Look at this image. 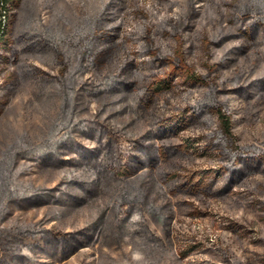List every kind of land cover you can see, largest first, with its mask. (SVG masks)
I'll return each instance as SVG.
<instances>
[{
  "label": "rangeland",
  "instance_id": "obj_1",
  "mask_svg": "<svg viewBox=\"0 0 264 264\" xmlns=\"http://www.w3.org/2000/svg\"><path fill=\"white\" fill-rule=\"evenodd\" d=\"M12 5L0 49V264H264V0ZM177 37L205 85L182 72L152 97ZM218 107L243 158L209 113ZM185 109L180 130L159 128ZM161 146L168 156L155 162ZM96 181L87 199L81 185Z\"/></svg>",
  "mask_w": 264,
  "mask_h": 264
},
{
  "label": "trees",
  "instance_id": "obj_2",
  "mask_svg": "<svg viewBox=\"0 0 264 264\" xmlns=\"http://www.w3.org/2000/svg\"><path fill=\"white\" fill-rule=\"evenodd\" d=\"M13 4V0H0V49L3 46H8L9 43L7 42V37H6V29H7V20H8V15H9V11L12 9V5ZM177 41V48L175 51V57L174 58H168L166 59L167 61V66H168V71L165 73V75L163 77H158V78H154L152 79L149 84L147 85V90L150 93V95L152 97H156L160 94L163 93H167L170 92L173 88H174V78L176 76H178L179 73L184 72L186 79L193 81L195 83H199L202 85H205L202 77L200 75H196L194 73V71H192V69L186 64V60H185V56H184V48H183V41L181 37H177L176 39ZM210 71H213L214 67H210L209 68ZM218 82L215 81L214 82V86H217ZM113 94V92H109L107 94ZM106 94V93H103ZM189 109H185L183 111H181L180 113L176 114V115H171L165 119H162L160 124H159V128L165 129V130H169L171 128H174L175 130H180V128H182L186 122H188V114H189ZM209 113H211L212 115H215L217 117V120L219 122V128L220 131L222 132V134L224 135V137L229 141L230 144V150L232 151V155L236 158H243L244 155H242L238 149V145H237V139L233 133V123L231 120V117L226 114L220 107L218 108H212L210 109ZM195 116V114H194ZM197 116V117H196ZM195 117L196 119L200 120L203 118V114H197ZM151 127H149L148 129H145L140 135L139 138L142 139L144 141L145 136L150 132ZM167 135V134H166ZM91 138H95L97 141H99L100 143H102L104 141L103 135L101 133H95L93 132L92 134L88 135ZM165 137V136H164ZM142 141V142H143ZM142 142L140 144V147H142ZM109 144V143H107ZM64 145V144H63ZM75 145L74 142H69L67 143L65 146L66 149H71L73 148V146ZM63 146V147H64ZM110 147V145H109ZM143 148H146L143 146ZM149 148V147H148ZM113 150V149H111ZM178 151L181 153H187L188 149L187 147H180L178 149ZM158 157L155 160V162L157 160H162L165 159L168 154L166 152V149L161 146L158 148V153H157ZM40 157H50L52 158L53 155L51 153H42L40 155ZM152 160V158H151ZM138 164H144V162L142 160H137ZM58 165L53 166L52 168H57ZM59 168V167H58ZM122 171H123V175L126 178L132 179L134 177V175L131 173L129 165H124L122 167ZM234 174V170H231V176ZM146 177H148V175H145ZM195 178L196 175L195 173H188L185 176H181L177 173H174L172 175H170L169 179L170 181H176L179 179H185L186 181H190V182H195ZM83 187L82 192H84L87 195V199H95L97 198V194H99L101 192L102 189V185L99 181H96L94 183H89L88 185L82 184L81 185ZM84 190V191H83ZM193 190V189H192ZM191 191V190H189ZM184 194H192L194 196H197V194H199V192L197 191V189H195L194 191H191L189 193H184ZM37 197H33V198H27L24 201H33L35 202ZM82 199V198H81ZM76 200V199H75ZM85 201V200H84ZM34 202L32 204H34ZM81 202V201H80ZM80 202L76 201V204L73 203L72 205L76 206L78 205ZM21 203V201H20ZM71 205V206H72ZM95 222V221H94ZM93 223L89 224L88 229L90 227H93L92 225ZM92 225V226H91ZM47 235V234H46ZM65 236H63L64 238ZM46 246L48 247H54L56 246L57 243L50 241L48 238L46 239ZM80 244V241H74L72 243H68L65 245L64 249L61 250L59 253L56 254L57 257H61L63 255H66L67 252L72 251V249L78 247V245ZM15 259V257H14Z\"/></svg>",
  "mask_w": 264,
  "mask_h": 264
}]
</instances>
